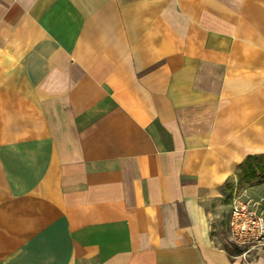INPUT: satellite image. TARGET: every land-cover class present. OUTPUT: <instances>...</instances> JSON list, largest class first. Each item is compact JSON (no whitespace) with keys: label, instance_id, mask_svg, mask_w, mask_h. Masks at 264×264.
Wrapping results in <instances>:
<instances>
[{"label":"crops","instance_id":"1","mask_svg":"<svg viewBox=\"0 0 264 264\" xmlns=\"http://www.w3.org/2000/svg\"><path fill=\"white\" fill-rule=\"evenodd\" d=\"M263 155L264 0H0V264H248Z\"/></svg>","mask_w":264,"mask_h":264},{"label":"built area","instance_id":"2","mask_svg":"<svg viewBox=\"0 0 264 264\" xmlns=\"http://www.w3.org/2000/svg\"><path fill=\"white\" fill-rule=\"evenodd\" d=\"M253 193L236 183L226 216L228 242L245 263L264 253V193Z\"/></svg>","mask_w":264,"mask_h":264},{"label":"rangeland","instance_id":"3","mask_svg":"<svg viewBox=\"0 0 264 264\" xmlns=\"http://www.w3.org/2000/svg\"><path fill=\"white\" fill-rule=\"evenodd\" d=\"M253 168H257L258 174L256 176L252 175ZM238 177L242 189H250L253 195V192H264V155L249 160L248 163L243 165ZM224 234L225 240L228 242L227 226H225ZM225 245L229 247L230 243L225 242Z\"/></svg>","mask_w":264,"mask_h":264},{"label":"trees","instance_id":"4","mask_svg":"<svg viewBox=\"0 0 264 264\" xmlns=\"http://www.w3.org/2000/svg\"><path fill=\"white\" fill-rule=\"evenodd\" d=\"M252 159H254V158L251 157L249 160H252ZM249 160H248V161H249ZM248 161H247L246 163H248ZM253 174H254L255 176L258 174V173H257V168H253V170H252V175H253ZM237 254H240V251L237 250Z\"/></svg>","mask_w":264,"mask_h":264},{"label":"bare ground","instance_id":"5","mask_svg":"<svg viewBox=\"0 0 264 264\" xmlns=\"http://www.w3.org/2000/svg\"><path fill=\"white\" fill-rule=\"evenodd\" d=\"M247 263L249 264V262L247 261Z\"/></svg>","mask_w":264,"mask_h":264}]
</instances>
